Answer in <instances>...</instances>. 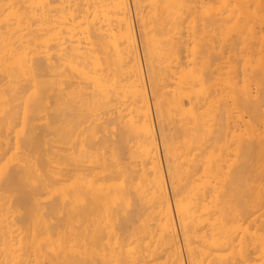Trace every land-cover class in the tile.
<instances>
[{
  "label": "bare ground",
  "instance_id": "bare-ground-1",
  "mask_svg": "<svg viewBox=\"0 0 264 264\" xmlns=\"http://www.w3.org/2000/svg\"><path fill=\"white\" fill-rule=\"evenodd\" d=\"M252 1L0 0V264H264Z\"/></svg>",
  "mask_w": 264,
  "mask_h": 264
},
{
  "label": "rangeland",
  "instance_id": "rangeland-1",
  "mask_svg": "<svg viewBox=\"0 0 264 264\" xmlns=\"http://www.w3.org/2000/svg\"><path fill=\"white\" fill-rule=\"evenodd\" d=\"M259 1L260 0H254V1H252V2H250V4H251V6H250V4H249V9H250V11L251 10H253L255 13H257V15L255 16V14H254V12H253V15L255 16H253L254 17V20H253V18L250 16V18H251V20L254 22V24H255V30H256V36H257V38H255V40L253 39V40H250V42H249V44H250V47H249V44H248V47L252 50V52L253 53H251L250 54V50H249V54L252 56H249L248 55V57H251V58H254L255 59V57H256V55H257V57H258V55H260V58L262 59V53H264V4H263V2L260 4L259 3ZM144 2V1H143ZM256 2H258L259 4H260V6L259 7H257V5H259L258 3H257V5H256ZM261 2V1H260ZM143 4V3H142ZM145 4H146V2H145ZM145 4H143V5H145ZM147 4H148V1H147ZM145 5V6H141V8H139V7H135V13H138L139 14V11L141 12V11H143V12H145L146 10H147V6L148 5ZM262 6V7H261ZM248 9V10H249ZM254 9H256L257 10V12L254 10ZM248 13H249V15H251L250 14V12L248 11ZM247 13V14H248ZM136 16H138L139 17V15H136ZM249 19V18H248ZM250 20V21H251ZM136 21V20H135ZM252 23V22H251ZM136 24H137V22H136ZM253 24V25H254ZM249 36L251 35V34H248ZM248 36V38L247 39H252L251 37H249ZM254 36V35H253ZM255 37V36H254ZM259 37V38H258ZM256 39H257V41H256ZM261 39V41L263 42V43H261V41H258V40H260ZM248 41V40H247ZM251 41H254L253 43L251 42ZM259 42V43H258ZM248 43V42H247ZM254 47H253V46ZM263 45V46H262ZM256 49V50H255ZM254 54H255V56H254ZM262 55V56H261ZM256 57V58H257ZM258 59V58H257ZM263 59H264V57H263ZM256 60V59H255ZM264 107V106H263ZM263 111H264V108H263ZM159 140H160V138H159ZM262 144H263V146H264V142H261ZM260 146V145H259ZM262 146V145H261ZM261 146L259 147L260 149H261ZM258 148V147H257ZM262 148H264V147H262ZM258 150V149H257ZM256 150V151H257ZM258 151H261V150H258ZM262 153H264V150L263 151H261ZM260 152V153H261ZM256 154H257V152H256ZM259 154V153H258ZM164 161V160H163Z\"/></svg>",
  "mask_w": 264,
  "mask_h": 264
}]
</instances>
